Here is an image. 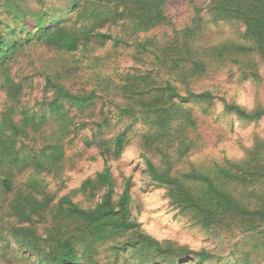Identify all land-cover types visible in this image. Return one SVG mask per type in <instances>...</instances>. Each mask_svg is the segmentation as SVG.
I'll list each match as a JSON object with an SVG mask.
<instances>
[{
	"label": "trees",
	"instance_id": "obj_1",
	"mask_svg": "<svg viewBox=\"0 0 264 264\" xmlns=\"http://www.w3.org/2000/svg\"><path fill=\"white\" fill-rule=\"evenodd\" d=\"M168 1L0 0V200L8 196L15 220L0 222V264L17 258L26 264H100L103 247L105 264H264V135L240 159L189 161L201 147L192 105L207 114L215 96L178 88L232 66L242 81L264 85V0H204L201 7L190 0L189 23L158 40L150 33L170 26ZM211 24L233 28L248 45L215 43ZM108 44L131 64L103 73L90 53ZM25 47L49 57H35L14 74ZM80 61L86 63L81 67ZM78 66L94 82L74 78ZM219 100L223 115L241 125L264 118L262 108L247 112ZM79 140L74 158L92 152L104 164L73 191L98 199L85 209L70 195L53 204L46 184L51 176L64 181L65 165L73 160L67 152ZM132 143L168 205L226 251L192 250L147 234L131 218L128 181L113 199L107 164ZM26 174L25 191L14 193V181ZM48 215L51 226L39 234L34 224Z\"/></svg>",
	"mask_w": 264,
	"mask_h": 264
},
{
	"label": "rangeland",
	"instance_id": "obj_2",
	"mask_svg": "<svg viewBox=\"0 0 264 264\" xmlns=\"http://www.w3.org/2000/svg\"><path fill=\"white\" fill-rule=\"evenodd\" d=\"M203 2L204 0H199L196 4L201 7ZM166 14L170 19V26H159L150 33L158 40L170 36L173 30H179L189 23L193 15L190 0L168 1ZM202 17L204 20L208 18L205 14ZM207 26L208 34L215 43L229 40L241 46L248 45L235 34L236 31L233 28L222 24ZM22 52L24 56L18 55L17 62L12 66L14 74L18 69L32 64L30 61L35 62V57H40L43 60L49 57L48 54L45 55L40 49L34 50L31 47H25ZM90 56L98 59L103 73L110 72L108 66L114 67V65H117L123 69L126 65L131 64L126 54L120 52L114 54L110 44L104 47H94ZM83 63H86V61H80L78 65L82 67ZM80 66H78L79 70L78 73L74 74V78L80 76L81 81L83 79L84 82H87L91 79L94 82L95 78L90 76ZM47 67L44 66L42 69H47ZM77 82L79 83L80 81ZM178 88L181 93H184L185 89H191L195 93L211 90L215 96L212 105L207 109V114L200 113L201 108H199V105H192L195 116L197 115L200 118V122L197 125V133L201 137V147L188 156L189 161H194V163L199 161L206 164L211 161L220 162L225 159H240L251 149L253 139L264 135V118L257 123L251 122L247 125H241L233 116L223 115V104L219 100L220 98L244 108L247 112H251L256 108L264 109V85H254L250 81H242L236 67L225 68L221 75L210 73L201 82L195 83L191 87L185 88L178 85ZM81 146L79 140L77 144L75 143L74 148L68 150L67 156L73 157V160L65 165L63 182L52 176L46 180L47 191L53 198V204L68 195H70L74 204H78L84 209L93 207L98 201L95 198L91 202L82 194L73 193L87 177L100 172L104 167L100 158L93 160L95 153L92 152L87 157L82 155L80 158H74V155L80 152ZM107 166L112 172L115 183L113 199L118 200L126 181H128L131 187V218L139 223L141 229L147 234L159 241L175 243L192 250L205 249L216 254L227 250L225 245L219 243L220 241L201 232L197 227H193L185 217L168 205L165 191L151 182L146 175L143 161L139 156V149L134 143L124 151L119 159L109 161ZM26 179L27 174L18 177L14 181V193L16 190L25 191L26 188L21 183L24 184ZM40 197L42 196H38V198ZM11 213L7 196L4 200H0V222L3 225L15 224L14 216ZM50 222L48 215L45 220L36 222L33 228L39 234H43L51 226ZM104 249L105 247L98 249L100 264H105L108 260V257H106L108 253L107 251L104 252ZM19 259L17 258L12 263L26 264L24 260ZM118 264H122V262ZM127 264L129 263L127 262Z\"/></svg>",
	"mask_w": 264,
	"mask_h": 264
}]
</instances>
